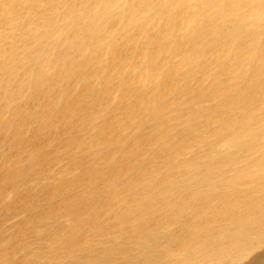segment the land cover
<instances>
[{
	"label": "rangeland",
	"instance_id": "1",
	"mask_svg": "<svg viewBox=\"0 0 264 264\" xmlns=\"http://www.w3.org/2000/svg\"><path fill=\"white\" fill-rule=\"evenodd\" d=\"M0 3V264H264V0Z\"/></svg>",
	"mask_w": 264,
	"mask_h": 264
},
{
	"label": "bare ground",
	"instance_id": "2",
	"mask_svg": "<svg viewBox=\"0 0 264 264\" xmlns=\"http://www.w3.org/2000/svg\"><path fill=\"white\" fill-rule=\"evenodd\" d=\"M7 6H5L3 3H0V17L3 16V14H6Z\"/></svg>",
	"mask_w": 264,
	"mask_h": 264
}]
</instances>
